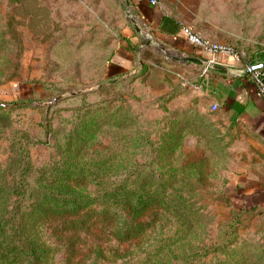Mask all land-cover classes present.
Here are the masks:
<instances>
[{
    "label": "rangeland",
    "instance_id": "374dc122",
    "mask_svg": "<svg viewBox=\"0 0 264 264\" xmlns=\"http://www.w3.org/2000/svg\"><path fill=\"white\" fill-rule=\"evenodd\" d=\"M158 1L181 28L248 55L264 52V0ZM126 2L0 0V183L12 182L3 169L15 172L20 164L11 159L20 161L23 149L33 173L58 161L66 167L74 156L65 150L80 146L86 179L97 165L115 174L124 168L130 189V173H139L147 202L128 237H93L66 221L47 231L50 264H93L96 244L94 264H264V209L238 210L244 189L264 174L263 159L241 128L212 110L194 66L148 25L136 30ZM130 36L133 67L114 77L106 63L114 50L132 47ZM86 120L101 128L85 143ZM70 184L94 191V184ZM125 207L124 215L132 214Z\"/></svg>",
    "mask_w": 264,
    "mask_h": 264
},
{
    "label": "trees",
    "instance_id": "16d2710c",
    "mask_svg": "<svg viewBox=\"0 0 264 264\" xmlns=\"http://www.w3.org/2000/svg\"><path fill=\"white\" fill-rule=\"evenodd\" d=\"M127 48L133 51L134 46ZM116 53L117 50H114L108 59L107 71H111ZM245 55L249 61L264 60L263 51ZM121 73L123 72H113V76H119ZM82 127H87L83 135L85 136L83 142L86 143L87 140L91 141L94 138L101 125L98 128L96 125L93 127L91 120H86ZM80 148L75 151L65 150L66 154L74 156L71 160L63 161L69 162L66 167L58 161L53 166L37 168L33 173L27 158L28 151L23 149L18 153L23 154L20 161L17 156L11 159L12 165L18 162L20 167L15 172H12L9 165L3 169L7 174L12 175V182L0 183V193H7V198L0 197V264H50L53 247L52 238L50 239L47 231L66 221L79 223L80 227L75 226V228H81L80 232L83 230L84 233L91 232L93 237H99L102 233L117 240L128 237L135 223L133 221L135 216L147 202L142 195L143 182L138 181L139 173L137 171L130 173L132 176L130 189L127 188L124 178L121 179V175L125 172L124 168L119 171L115 169L114 171L117 172L115 174L113 170L97 165L89 172V178L91 175L92 179L88 178V181L84 168L78 166ZM84 154L85 150L82 155ZM115 155L117 153L113 156ZM116 175L120 178L117 181L113 180ZM72 179L80 181L83 188H88L89 183L94 184V191L89 193L79 189L77 187L79 185L70 184ZM157 187V185L150 186L148 192ZM126 204L130 205L132 212L129 216L124 215ZM246 209L258 210V206L244 204L238 208L240 211ZM88 211L92 212L90 216L86 215ZM87 219L89 220L86 221ZM220 248L218 245L212 247L213 251H218ZM90 250L89 253L95 255L94 264L96 256L101 251L97 244L90 247ZM158 264L169 263L164 259ZM185 264L196 263L189 261Z\"/></svg>",
    "mask_w": 264,
    "mask_h": 264
},
{
    "label": "crops",
    "instance_id": "0c3cea01",
    "mask_svg": "<svg viewBox=\"0 0 264 264\" xmlns=\"http://www.w3.org/2000/svg\"><path fill=\"white\" fill-rule=\"evenodd\" d=\"M128 2L134 7L141 22L151 28V33L157 40L171 49L176 58L194 66L200 74L197 86L201 94L211 105H217L219 115L228 125L241 128L242 136L248 139L251 147L256 148L257 154L264 162V100L255 94L254 82L244 67V62L228 60L225 65L215 66L206 74H202L200 62L205 58V54L186 41L175 17L152 5L149 0ZM200 32L205 35L203 31ZM131 33L129 31L127 35ZM128 43L135 45L133 36H130ZM127 47L128 45H124L117 50L111 72H126L132 69L134 52ZM185 58L189 60H184ZM238 201L257 205L258 210L264 209V174L248 184Z\"/></svg>",
    "mask_w": 264,
    "mask_h": 264
},
{
    "label": "built area",
    "instance_id": "2783aa9c",
    "mask_svg": "<svg viewBox=\"0 0 264 264\" xmlns=\"http://www.w3.org/2000/svg\"><path fill=\"white\" fill-rule=\"evenodd\" d=\"M126 1L125 10L128 14V17L132 19L133 25L137 27L138 30H141L142 27L139 26V23L143 25L145 24L142 23L141 20H136L137 16L135 15L136 11L134 7L128 2V0ZM149 1L152 5L159 4L158 0ZM181 31L187 42L205 54V58L202 60V74H206L214 66L225 65L228 60L244 62V67L247 70L250 69L251 65L256 62L249 61L245 53L237 49L235 46L210 39L195 27L188 25L183 26ZM146 35L149 40L153 39V36L149 33H146ZM249 73L255 85V94L264 100V68L250 70ZM215 109H217V105L212 104V110Z\"/></svg>",
    "mask_w": 264,
    "mask_h": 264
},
{
    "label": "water",
    "instance_id": "95a60500",
    "mask_svg": "<svg viewBox=\"0 0 264 264\" xmlns=\"http://www.w3.org/2000/svg\"><path fill=\"white\" fill-rule=\"evenodd\" d=\"M136 30L138 31V29L136 28ZM184 60H189L188 58H185ZM201 65H203V61L201 60ZM215 67V66H214ZM213 67V68H214ZM212 68V69H213ZM260 68H264V61H257L255 63H253L250 67V69H248V71L250 72V70H254V69H260ZM72 94H76V93H72ZM58 98L55 99V101L57 100Z\"/></svg>",
    "mask_w": 264,
    "mask_h": 264
},
{
    "label": "bare ground",
    "instance_id": "6f19581e",
    "mask_svg": "<svg viewBox=\"0 0 264 264\" xmlns=\"http://www.w3.org/2000/svg\"><path fill=\"white\" fill-rule=\"evenodd\" d=\"M142 32V31H141ZM147 37V36H146Z\"/></svg>",
    "mask_w": 264,
    "mask_h": 264
}]
</instances>
